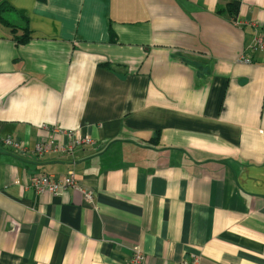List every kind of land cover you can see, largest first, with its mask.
<instances>
[{"label":"crops","instance_id":"0c3cea01","mask_svg":"<svg viewBox=\"0 0 264 264\" xmlns=\"http://www.w3.org/2000/svg\"><path fill=\"white\" fill-rule=\"evenodd\" d=\"M234 1L0 0V264H264V0ZM43 125L94 144L33 154ZM70 171L94 204L28 188Z\"/></svg>","mask_w":264,"mask_h":264},{"label":"built area","instance_id":"2783aa9c","mask_svg":"<svg viewBox=\"0 0 264 264\" xmlns=\"http://www.w3.org/2000/svg\"><path fill=\"white\" fill-rule=\"evenodd\" d=\"M262 50H264V38L259 40V45ZM257 47V46H256ZM242 60L245 63H250L251 59L247 56H243ZM44 129H47L53 133L49 140H44L38 142L35 146L33 154L43 156L48 152H63L72 151L75 147L81 145H92L94 141L90 137H84L78 134L75 130H63L59 126H47L43 125ZM62 135L68 140L67 146L56 145L55 136ZM3 144L13 149L18 154L24 155L29 152L28 148L24 146L19 140H16L12 137H7L3 139ZM28 188L35 191L37 194H50L53 196L63 195L68 189L78 190L83 193L86 201L90 204H94L95 197L92 193L87 192L79 184V181L76 178V175L73 171H70L68 175L62 177H56L52 174H37L33 175L29 179ZM127 264H150L147 260L145 254L138 248L133 250L131 259ZM182 264H189L187 261H184Z\"/></svg>","mask_w":264,"mask_h":264},{"label":"trees","instance_id":"16d2710c","mask_svg":"<svg viewBox=\"0 0 264 264\" xmlns=\"http://www.w3.org/2000/svg\"><path fill=\"white\" fill-rule=\"evenodd\" d=\"M239 9H240V4L237 1L231 0V2L228 3L226 9L222 10L221 12L227 11L231 16H236L239 13ZM5 23V22H4ZM8 25V23H6ZM16 28H14V34L15 36L17 35V30H15ZM24 36L22 37L19 42L21 43H25L28 40H30V33L29 30L23 31Z\"/></svg>","mask_w":264,"mask_h":264},{"label":"rangeland","instance_id":"374dc122","mask_svg":"<svg viewBox=\"0 0 264 264\" xmlns=\"http://www.w3.org/2000/svg\"><path fill=\"white\" fill-rule=\"evenodd\" d=\"M60 127V126H59ZM62 128V127H61ZM63 130H67V129H64V128H62ZM58 137V136H57ZM49 140V139H48ZM44 141V140H43ZM39 142H41V141H39ZM22 143V142H21ZM38 143V142H37Z\"/></svg>","mask_w":264,"mask_h":264}]
</instances>
